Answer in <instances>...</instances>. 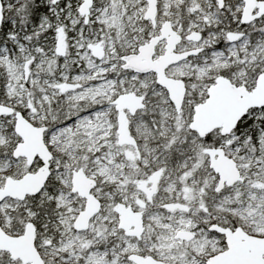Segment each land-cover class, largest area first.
<instances>
[{
	"label": "snow or ice",
	"instance_id": "obj_1",
	"mask_svg": "<svg viewBox=\"0 0 264 264\" xmlns=\"http://www.w3.org/2000/svg\"><path fill=\"white\" fill-rule=\"evenodd\" d=\"M0 264H264V0H0Z\"/></svg>",
	"mask_w": 264,
	"mask_h": 264
}]
</instances>
